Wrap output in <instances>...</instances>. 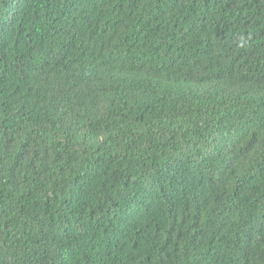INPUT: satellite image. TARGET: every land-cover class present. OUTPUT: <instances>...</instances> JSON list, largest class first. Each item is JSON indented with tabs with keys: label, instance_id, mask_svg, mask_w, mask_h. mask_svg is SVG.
<instances>
[{
	"label": "trees",
	"instance_id": "obj_1",
	"mask_svg": "<svg viewBox=\"0 0 264 264\" xmlns=\"http://www.w3.org/2000/svg\"><path fill=\"white\" fill-rule=\"evenodd\" d=\"M0 264H264V0H0Z\"/></svg>",
	"mask_w": 264,
	"mask_h": 264
}]
</instances>
